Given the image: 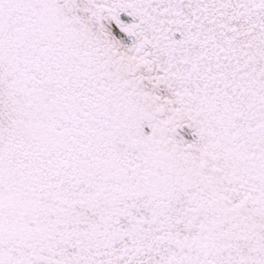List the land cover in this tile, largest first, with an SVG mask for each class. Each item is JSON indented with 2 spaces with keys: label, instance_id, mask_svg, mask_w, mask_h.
I'll return each mask as SVG.
<instances>
[{
  "label": "snow or ice",
  "instance_id": "6c2138e0",
  "mask_svg": "<svg viewBox=\"0 0 264 264\" xmlns=\"http://www.w3.org/2000/svg\"><path fill=\"white\" fill-rule=\"evenodd\" d=\"M0 264H264V0H0Z\"/></svg>",
  "mask_w": 264,
  "mask_h": 264
}]
</instances>
